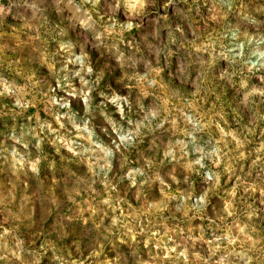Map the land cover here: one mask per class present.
<instances>
[{"label":"rangeland","instance_id":"1","mask_svg":"<svg viewBox=\"0 0 264 264\" xmlns=\"http://www.w3.org/2000/svg\"><path fill=\"white\" fill-rule=\"evenodd\" d=\"M258 2L97 40L81 0H0V264H264V42L229 30Z\"/></svg>","mask_w":264,"mask_h":264},{"label":"clouds","instance_id":"2","mask_svg":"<svg viewBox=\"0 0 264 264\" xmlns=\"http://www.w3.org/2000/svg\"><path fill=\"white\" fill-rule=\"evenodd\" d=\"M243 2L244 0H241L242 4ZM151 3H153V0H81V4L76 7V12L81 16L80 23L86 28H91L95 32L97 40H99L105 33L108 35L115 34L119 37L124 31H132L137 27L136 18L143 16ZM87 5L91 6V10L85 7ZM101 7L104 11V17H107V21L104 24H98L93 18L94 15H98L97 9ZM255 7V15L237 14L234 22L229 25V30H234L242 35L248 45H251L256 40L264 42V4L258 2ZM104 17H100V19L104 20ZM120 17L123 18L122 21L119 19ZM224 54L227 57L226 50ZM117 59L121 63V67H123V53ZM233 62H236L235 59H233ZM179 70L180 61H177V73ZM194 71H199V69ZM88 72L91 74L92 69L89 68ZM168 75L170 79L175 81L174 87L182 86L183 82L178 74L170 71ZM226 75L222 69H216L214 72V76L220 80H223ZM200 78L203 81L206 78V73H201ZM151 83H155V81H151ZM125 103H127V100H125ZM129 108H131V104H129ZM119 111L121 117H123L124 109L121 107ZM152 115L156 116L157 113L153 112ZM130 139V137L121 136V141ZM109 155L114 154L109 152Z\"/></svg>","mask_w":264,"mask_h":264}]
</instances>
